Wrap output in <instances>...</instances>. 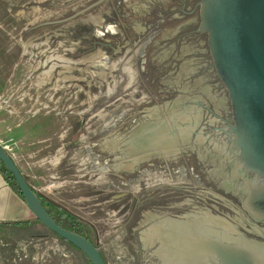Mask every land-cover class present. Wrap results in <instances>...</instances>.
Returning <instances> with one entry per match:
<instances>
[{
	"label": "flooded vegetation",
	"instance_id": "obj_1",
	"mask_svg": "<svg viewBox=\"0 0 264 264\" xmlns=\"http://www.w3.org/2000/svg\"><path fill=\"white\" fill-rule=\"evenodd\" d=\"M97 1L69 0L60 18L23 22L17 80L2 94L6 108L17 101V147L22 161L32 157L43 207L104 264H214L216 244L264 255V217L247 206L263 181L232 149L231 102L200 28L201 0ZM64 169L81 214L41 191ZM34 224L27 243L0 244V264H92ZM45 237L63 242L46 248L60 257L41 254Z\"/></svg>",
	"mask_w": 264,
	"mask_h": 264
},
{
	"label": "water",
	"instance_id": "obj_2",
	"mask_svg": "<svg viewBox=\"0 0 264 264\" xmlns=\"http://www.w3.org/2000/svg\"><path fill=\"white\" fill-rule=\"evenodd\" d=\"M200 17V28L208 33L216 73L231 102L234 123L230 130L232 149L239 151L237 163L255 172L256 177L261 176L263 181L249 194L247 206L255 215L264 217V0H201ZM0 160L15 177L35 218L78 247L92 264H104L89 240L59 226L49 216L1 145ZM212 253L214 264H264V255L254 252L251 245L216 244Z\"/></svg>",
	"mask_w": 264,
	"mask_h": 264
},
{
	"label": "rangeland",
	"instance_id": "obj_3",
	"mask_svg": "<svg viewBox=\"0 0 264 264\" xmlns=\"http://www.w3.org/2000/svg\"><path fill=\"white\" fill-rule=\"evenodd\" d=\"M35 1L36 0H7L8 10L6 12V16H7L6 18L9 21H15L18 23L16 24L15 28H9V36L11 35L19 36L21 34L20 30H21V27H23V22L26 23L27 21H31V20H34V21L35 20H38V21L53 20V19L60 18L61 16L70 12V10H68L66 6H63L64 4H67L69 0H39L38 5H36L37 3H35ZM4 2L5 0H0L1 4H3ZM3 17L5 18V13L0 12V18H3ZM86 18L88 17H81V19H86ZM76 20H79V19H76ZM40 30L41 32H48V30H50V27L43 26L41 27ZM33 34L35 33L32 29H29V28L25 29V34H24L25 36H32ZM41 34L47 35L46 33H41ZM18 70H17V65H15L11 69V71L9 72V76H8V81L10 80L8 84H14L16 82ZM13 87H12L11 92L13 90L15 92V87L14 88ZM14 94L16 95V92ZM0 99H3L2 95H0ZM15 103H17V101L15 102L14 100L11 106L6 108L5 104L1 103L0 101V139L2 140V142L6 143V145H8L10 149L15 153L16 160H17V158H19V153L21 152L19 151L17 147V144H18L17 135L19 134V132L17 131V128L14 127L16 118H17V112L19 109L17 108ZM24 115L31 116L32 113L30 114L26 113ZM31 122H32V119H29L26 121L29 128L31 126ZM6 126H11L13 129L8 130ZM31 158L26 157L27 163H23L24 165L22 166L24 168V173L26 174V180L30 182L31 184H35L34 177H32V175L35 173V170L32 166ZM70 172L73 173V171H69L67 169H64V171L61 174L57 171V174H59L60 177H57L53 183H50V181H48L50 178L44 177V180L41 181L42 182L41 184H44L47 187H42L41 191L45 193V195H51L52 197L58 196V199L60 198V200L66 206L80 213V208L78 206L79 203L73 202L69 199L70 196H73L72 192L68 191V189H71V188H67L70 185L69 179L76 178L74 176L71 177ZM76 173L79 174L78 172ZM63 178L65 182L59 183ZM64 189H66V192H64ZM34 227L36 226L33 223L29 227L27 228L25 227L22 231L21 230L19 231L16 229H12V228H8V227H4L0 225V244L6 243L8 245L9 244L16 245L22 242L27 243L29 240H32L31 239L32 237L28 235L29 233L32 232L30 231V229L32 230ZM20 238H24V241H21ZM37 243L40 244V247L38 248L41 254H45V255L51 254V255H54L55 257H60L64 253L63 251H51V250L46 251V248L48 245H52L53 249H56L58 248L60 244L63 243L57 237H52V238L45 237ZM10 249H11L10 247L6 248V250H10ZM36 250L38 249L36 248ZM36 250L33 252L35 255H36ZM29 260H30L29 258H23L22 263L28 264Z\"/></svg>",
	"mask_w": 264,
	"mask_h": 264
},
{
	"label": "crops",
	"instance_id": "obj_4",
	"mask_svg": "<svg viewBox=\"0 0 264 264\" xmlns=\"http://www.w3.org/2000/svg\"><path fill=\"white\" fill-rule=\"evenodd\" d=\"M7 10L8 3L5 0L3 4L0 3V12L5 13V18H0V95H2L7 86L9 72L16 65L18 52L20 51L18 36H9V28H15L18 23L9 21L6 18ZM15 163L20 167L19 169L23 175L26 176L22 165L27 163V161L21 160V153H19V158H17ZM28 183L33 187L30 182ZM34 218L35 216L27 207L24 199L13 190L0 171V225L19 229L21 227L15 225V223L32 221L33 224Z\"/></svg>",
	"mask_w": 264,
	"mask_h": 264
},
{
	"label": "trees",
	"instance_id": "obj_5",
	"mask_svg": "<svg viewBox=\"0 0 264 264\" xmlns=\"http://www.w3.org/2000/svg\"><path fill=\"white\" fill-rule=\"evenodd\" d=\"M0 171L3 173L6 181L13 188V190L23 198L15 177L10 171H8V169L5 167V165L3 164L1 160H0ZM64 214H65L64 212H61L59 215V218L63 220H67V218L64 217ZM15 225L20 226L21 228H25V227H29L30 225H32V221L18 222V223H15Z\"/></svg>",
	"mask_w": 264,
	"mask_h": 264
},
{
	"label": "built area",
	"instance_id": "obj_6",
	"mask_svg": "<svg viewBox=\"0 0 264 264\" xmlns=\"http://www.w3.org/2000/svg\"><path fill=\"white\" fill-rule=\"evenodd\" d=\"M1 103L5 104V99H0ZM0 145L2 146V148L13 158V160L16 162V155L15 153L10 149V147L8 145H6V143L2 142V140L0 139Z\"/></svg>",
	"mask_w": 264,
	"mask_h": 264
},
{
	"label": "bare ground",
	"instance_id": "obj_7",
	"mask_svg": "<svg viewBox=\"0 0 264 264\" xmlns=\"http://www.w3.org/2000/svg\"><path fill=\"white\" fill-rule=\"evenodd\" d=\"M126 70H128L127 68H126ZM131 77H132V75H130Z\"/></svg>",
	"mask_w": 264,
	"mask_h": 264
}]
</instances>
